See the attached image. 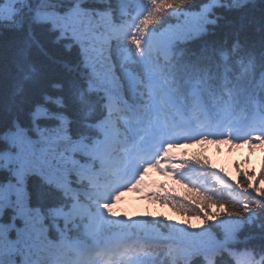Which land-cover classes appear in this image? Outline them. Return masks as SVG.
<instances>
[{
  "label": "snow or ice",
  "instance_id": "snow-or-ice-1",
  "mask_svg": "<svg viewBox=\"0 0 264 264\" xmlns=\"http://www.w3.org/2000/svg\"><path fill=\"white\" fill-rule=\"evenodd\" d=\"M15 30L0 42V264H34L49 232L71 250L61 264H264V166L233 180L188 151L264 148V0H37ZM57 143L62 162L32 171L26 150ZM152 170L185 191H147ZM132 191L185 218L118 212Z\"/></svg>",
  "mask_w": 264,
  "mask_h": 264
},
{
  "label": "trees",
  "instance_id": "trees-1",
  "mask_svg": "<svg viewBox=\"0 0 264 264\" xmlns=\"http://www.w3.org/2000/svg\"><path fill=\"white\" fill-rule=\"evenodd\" d=\"M30 2L33 0H29ZM32 9H29L28 6L24 3L19 4L17 2L16 6L11 9V13L8 16V19L0 18V25H2L3 35L0 36V42L7 45L9 42L17 39L22 33L17 32L15 30L16 24L21 21H27V18L31 15ZM11 29V30H10ZM75 55V52L72 53ZM10 86V82L6 81L5 89L7 90ZM103 106L102 102H99L97 111L102 112ZM15 116H20L21 119L24 118L23 113L13 112L9 114L7 112L4 113V119L6 121H11ZM72 134L76 135L81 131H85L80 127V125L73 124L72 126ZM227 146V152L225 154L213 155V165L215 167L219 166L223 168L225 173L229 175L233 180L239 177V170L236 165L240 164V166L244 169H255L259 171L261 166H264V148L260 147H249L248 145H238V146H230L228 144H222ZM66 145L64 143H57L54 145L50 144H39L35 146L34 149L26 150L27 158L32 164V171H47L51 168L55 167V162H62L60 158V153L65 150ZM218 149V147H216ZM215 210V208H214ZM158 214H163L164 216H173L177 221L184 219L185 217L180 214L177 210L173 209L169 205L158 203L156 201H150V205L148 207V211ZM193 222H197L193 219ZM48 237L51 241H55L57 243V237L55 232H49ZM34 255H37L34 251ZM42 259V261H41ZM37 264H46L44 258L40 257V262Z\"/></svg>",
  "mask_w": 264,
  "mask_h": 264
},
{
  "label": "rangeland",
  "instance_id": "rangeland-1",
  "mask_svg": "<svg viewBox=\"0 0 264 264\" xmlns=\"http://www.w3.org/2000/svg\"><path fill=\"white\" fill-rule=\"evenodd\" d=\"M17 2L19 4L24 3L28 6L29 9L35 10L37 5V0L29 1V0H0V18L8 19L9 14L11 13V9L16 6ZM133 202V201H130ZM127 206V205H126ZM139 205H133V207L128 209V212L139 211Z\"/></svg>",
  "mask_w": 264,
  "mask_h": 264
}]
</instances>
